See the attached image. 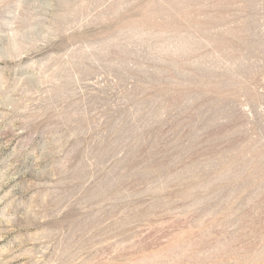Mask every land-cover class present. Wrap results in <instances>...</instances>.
I'll use <instances>...</instances> for the list:
<instances>
[{"label": "rangeland", "instance_id": "374dc122", "mask_svg": "<svg viewBox=\"0 0 264 264\" xmlns=\"http://www.w3.org/2000/svg\"><path fill=\"white\" fill-rule=\"evenodd\" d=\"M0 264H264V0H0Z\"/></svg>", "mask_w": 264, "mask_h": 264}]
</instances>
